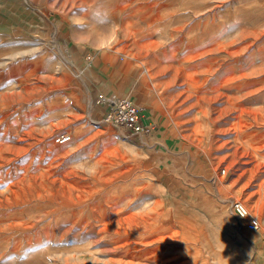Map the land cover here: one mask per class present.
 Wrapping results in <instances>:
<instances>
[{
  "label": "rangeland",
  "instance_id": "obj_1",
  "mask_svg": "<svg viewBox=\"0 0 264 264\" xmlns=\"http://www.w3.org/2000/svg\"><path fill=\"white\" fill-rule=\"evenodd\" d=\"M115 1L0 0V264H116L95 221L115 208L158 221L155 235H175L168 246L181 249L189 264H264V86L252 84L264 79V0L214 1L220 42L239 49L226 64L236 61L244 75L224 83V64L212 75V86L221 89L199 101L166 69L175 53L177 65L185 56L175 52L176 40L156 33L144 47L137 19L115 23L96 15V6L110 12ZM174 2L164 9L183 14L185 0ZM78 17L119 25L101 68L93 66L101 52L75 42ZM122 99L149 112L165 148L136 139L134 145L129 133L106 121L110 102ZM234 108L258 117L251 129L263 140L257 152L231 130ZM63 133L71 140L60 145L55 138ZM20 187L41 196L10 204ZM61 199L86 205L78 208L81 223L56 224L68 212L59 209ZM235 200L259 218L260 231L247 230L233 213Z\"/></svg>",
  "mask_w": 264,
  "mask_h": 264
},
{
  "label": "bare ground",
  "instance_id": "obj_2",
  "mask_svg": "<svg viewBox=\"0 0 264 264\" xmlns=\"http://www.w3.org/2000/svg\"><path fill=\"white\" fill-rule=\"evenodd\" d=\"M69 1H72V4L74 5L75 2L73 1L76 0ZM79 1L84 2V0ZM174 1L175 0H173V3H175ZM214 1L215 0H185L183 7V10L185 12L180 15L175 14L173 12H169L167 11L168 9H164L169 6V0H116L113 6L111 8L109 7L111 10L110 12L106 11V8L100 5L96 6L95 10H98L97 14L99 13V15H96L100 19L114 20L115 23L116 21L123 23L128 20L131 21L133 19H137L135 20V22L138 28L137 30L140 34L139 36L141 37V40L144 41V47L150 45V42H148V40L155 36L156 33H159L161 36H164V38L168 37L169 39L176 40V42L173 44L175 52L182 51L183 53H185V56L180 59L179 65H177V55L175 53L171 59H168L169 65L166 69H169V71L174 72L172 78L177 82H184L186 86L185 92H191L193 96L199 101L202 96L204 97L205 95L211 94V91L221 89L220 86H212V75L216 71H219L221 67L224 68V64L226 65V80L224 83L242 78L244 75V70L242 66L240 67V65L236 64V61L229 65L226 64V62L230 61V57L235 52L238 53L239 49L233 48V43L231 45H225L220 42V36L217 35L218 31L220 30V25L217 24L218 22L216 23V15L212 13L215 7V3H217V1ZM190 20L194 22L192 25L187 24L185 26V24H182V26H177L179 23H183V21L185 23V21ZM187 26H189L187 33L183 34V37H180L179 33L182 34ZM251 32L255 34L257 33L256 30H253ZM220 51L224 53L222 57H226V59L221 58L222 61H220ZM252 84L264 86V79H262L260 83L254 82ZM139 104L140 103H138V105ZM228 109L229 108H226L225 110L228 111ZM234 109L237 110H235V117H232L233 120L230 126L231 130L236 133L237 137L247 140L249 146H251V148L255 152H257L263 147V140L261 141V139H258L260 132L258 133L257 130L251 129L252 126H254L255 124H259V122L257 121L258 117H253L252 112L250 110L248 111L244 108ZM123 148L125 150H135L132 145L130 146L127 144H124ZM20 191L21 192L13 191L12 199H9L10 204L20 205L24 201L29 202L32 200H36L35 198L41 196V194L34 195L33 191L27 193V191L29 190L25 192L23 187H20ZM23 195L25 196L23 197ZM60 201L61 202L58 203L59 209L65 208L68 212L65 213V216H63V213L57 216V225H59L61 222H63L64 224L71 223L73 225H76L83 221L84 210H80V206H82V208L86 207L84 203H80L75 200L66 201L61 199ZM47 203L49 204V202ZM31 206L32 205H30L29 207ZM157 206L160 207V205ZM79 207L80 209H78ZM54 212L55 210L51 209L47 212V215ZM0 213L2 212L0 211ZM16 215L19 216L20 214L18 213ZM24 215L22 216L24 217ZM9 216L7 217V219L9 218ZM21 220L22 219L17 218L14 221H18L17 224L22 225L23 222ZM161 220L163 224L164 221L163 219ZM164 220L167 221L168 219ZM6 221L7 220L5 219L2 220V222ZM95 221H97L98 224H100V226L102 227L100 231L104 233L106 237H108L110 240L112 250L117 256V259L113 261L116 264H189L185 261L183 254L181 253V249L176 248L173 245H171L172 247L168 246L170 243H174V237L176 236L172 235V239L170 237L162 236L164 235V232H159V238L158 235H155V233L159 230L160 227L157 229V225L160 223H158V221L149 220V218L146 217V215L141 212V210H138L134 213H126L115 208L113 211H104L100 213ZM149 230H152L149 232L150 234H148L151 236L145 237L144 234L148 233ZM44 232L45 237L47 239H50L52 233L51 229L47 227ZM158 240H163V242H165L164 244L166 245H163L161 243L162 245L156 246L154 249H151L150 246ZM38 242H41V239ZM9 244L7 246H9ZM69 251L72 250H64L65 253H68ZM43 254L44 252L41 253V255Z\"/></svg>",
  "mask_w": 264,
  "mask_h": 264
},
{
  "label": "built area",
  "instance_id": "obj_3",
  "mask_svg": "<svg viewBox=\"0 0 264 264\" xmlns=\"http://www.w3.org/2000/svg\"><path fill=\"white\" fill-rule=\"evenodd\" d=\"M91 60V58H88ZM105 119L111 125L121 127L130 135H147L150 127L142 119L141 110L138 106L127 99L114 100L105 113ZM71 140V135L63 133L55 138L56 143L62 145ZM233 213L243 221L244 226L251 232L262 229V224L258 217L251 214L250 210L241 200H235L231 204ZM241 208L246 212V216L240 215Z\"/></svg>",
  "mask_w": 264,
  "mask_h": 264
},
{
  "label": "clouds",
  "instance_id": "obj_4",
  "mask_svg": "<svg viewBox=\"0 0 264 264\" xmlns=\"http://www.w3.org/2000/svg\"><path fill=\"white\" fill-rule=\"evenodd\" d=\"M73 23L78 29H81L80 32L75 34V42L78 45H88L98 52H104L110 50L118 39L119 25L115 23L105 26L102 22H90L83 17L74 19ZM240 215L246 216V212L242 208Z\"/></svg>",
  "mask_w": 264,
  "mask_h": 264
},
{
  "label": "crops",
  "instance_id": "obj_5",
  "mask_svg": "<svg viewBox=\"0 0 264 264\" xmlns=\"http://www.w3.org/2000/svg\"><path fill=\"white\" fill-rule=\"evenodd\" d=\"M107 56H108L107 53L101 52L99 54V57H97V59L95 60V62L99 61L98 66H96L94 64H93V66L96 67V68H101L104 65V62H105V59H106ZM78 57H80V56H78ZM141 115H142V119H143L144 123L150 127V130H151L150 133L147 134V135H142V136L141 135L140 136H138V135H128V138L132 139L131 141L134 143V145L136 144V142H138V145L145 144L144 147H148L149 146L150 148L154 147L155 149H157L159 147L162 148V149L165 148V146L167 144H165V143L163 144L164 139H163L162 136H160L161 135L160 128L152 120L149 112H147L146 110H141ZM134 139H136V142L133 141Z\"/></svg>",
  "mask_w": 264,
  "mask_h": 264
}]
</instances>
